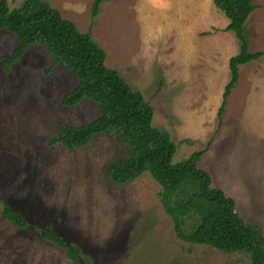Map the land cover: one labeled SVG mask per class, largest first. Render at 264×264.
<instances>
[{
  "label": "rangeland",
  "instance_id": "rangeland-1",
  "mask_svg": "<svg viewBox=\"0 0 264 264\" xmlns=\"http://www.w3.org/2000/svg\"><path fill=\"white\" fill-rule=\"evenodd\" d=\"M45 1L91 32L106 66L153 106V125L176 144L174 163L207 149L199 167L264 236V0H251L256 9L244 24L250 52L263 56L241 66L221 116L240 44L213 0H109L95 17V0ZM18 45L0 30V195L30 225L15 227L0 203V264H75L42 238V227L77 243L79 264H252L245 253L179 238L149 173L126 184L108 180L109 164L130 152L118 135L98 134L72 150L51 145L61 124L86 125L101 109L90 99L64 105L79 80L42 44L5 70Z\"/></svg>",
  "mask_w": 264,
  "mask_h": 264
},
{
  "label": "trees",
  "instance_id": "trees-1",
  "mask_svg": "<svg viewBox=\"0 0 264 264\" xmlns=\"http://www.w3.org/2000/svg\"><path fill=\"white\" fill-rule=\"evenodd\" d=\"M95 0L92 15L99 13L103 2ZM229 19L226 31H233L240 48L229 60L230 80L225 86L221 116L227 98L236 87L241 66L260 59L263 52H250L244 24L256 9L251 0H213ZM14 34L19 45L2 62L5 70L22 57L32 44L46 46L56 61L70 68L79 82L63 99L64 105L75 106L90 99L101 109V115L86 125L61 124L51 145L61 144L68 150L82 148L98 134L118 135L129 146L128 156L109 164L108 180L126 184L149 173L161 186L160 201L173 218L179 238L224 253H245L252 264H264V236L245 223L236 211L235 200L212 186L211 175L199 167L206 148L185 160L174 163L176 144L167 130L153 125L154 108L144 95L134 90L116 69L106 66V52L91 32L82 33L76 24L45 0H23L11 8L0 0V30ZM211 143H209L210 145ZM3 217L19 229L30 225L28 219L0 195ZM44 240L66 250L67 258L79 264L82 249L49 227L40 228Z\"/></svg>",
  "mask_w": 264,
  "mask_h": 264
}]
</instances>
